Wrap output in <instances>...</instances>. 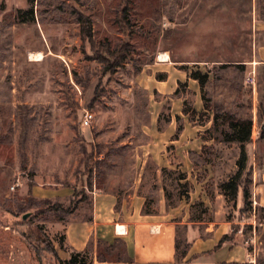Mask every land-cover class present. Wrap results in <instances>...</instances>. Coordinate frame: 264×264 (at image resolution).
Wrapping results in <instances>:
<instances>
[{
    "label": "rangeland",
    "instance_id": "1",
    "mask_svg": "<svg viewBox=\"0 0 264 264\" xmlns=\"http://www.w3.org/2000/svg\"><path fill=\"white\" fill-rule=\"evenodd\" d=\"M262 43L264 0H0V264H58L56 227L95 184L107 191L117 176L127 190L141 168L144 213L159 210L158 191L174 219L221 211L228 239L239 231L252 264H264ZM118 47L116 65L106 50ZM225 115L252 124L245 212L220 189L240 153ZM35 187L70 189V202L37 199ZM84 258L129 264L119 239Z\"/></svg>",
    "mask_w": 264,
    "mask_h": 264
},
{
    "label": "crops",
    "instance_id": "2",
    "mask_svg": "<svg viewBox=\"0 0 264 264\" xmlns=\"http://www.w3.org/2000/svg\"><path fill=\"white\" fill-rule=\"evenodd\" d=\"M256 50L260 63L264 65V43L259 44ZM254 62V65L257 64ZM141 174L138 180L129 183L127 190L120 188L117 176L111 178L113 180H110L111 186H107V191H100L96 184L91 188L88 201L80 202L66 216L64 224L56 227L62 231V247L59 244L57 252L61 261L68 260L70 253L95 254L99 245L109 246L119 239L129 264L253 263V255L247 249L246 241L240 240L239 231L232 238L223 240L233 233V222L221 217L224 216L221 211L211 210L214 214L210 220H196L190 218L187 209L185 216L174 219L176 216L170 215L176 209L164 206V194L158 191L162 204L159 210L144 213ZM115 177L118 178L115 181L117 186ZM79 185L78 181L77 188ZM263 193L255 195V198L263 199ZM33 195L37 199H49L63 205L68 204L71 197L70 189L52 192L51 189L37 187L33 189ZM194 197L203 199L200 192H196ZM257 203L264 207L260 201ZM237 207L239 211L243 207L241 194L237 198ZM181 238L185 245L179 250L178 240Z\"/></svg>",
    "mask_w": 264,
    "mask_h": 264
},
{
    "label": "trees",
    "instance_id": "3",
    "mask_svg": "<svg viewBox=\"0 0 264 264\" xmlns=\"http://www.w3.org/2000/svg\"><path fill=\"white\" fill-rule=\"evenodd\" d=\"M78 19L81 25L80 28L81 36L92 42V28L90 26V23L87 20L86 21L83 20L82 16H79ZM106 53L111 56V59H113L116 65H119L122 62L121 60L124 59L123 57H121L119 47L115 49L114 52H110L106 50ZM105 65H106L105 67L109 71L112 70L108 62ZM193 77L195 78V80H198L201 85L204 84L206 79V77L201 76L200 73H194ZM224 120L229 124V126L234 131L232 141H237L238 143H240V153L237 161L236 173L227 182L221 184L220 189L223 195L227 197V199L234 202L237 200L238 195L241 194L243 198V207L240 209V212H245L247 210H250L251 207L250 194L248 188L251 183V180L245 179L242 181L241 178L246 169L247 153L245 149V144L250 141L252 124L251 121L232 120V118L229 115H225ZM226 239H228V236H225L223 238V240ZM36 241L38 242V239ZM60 246L62 247L61 242H60ZM84 255L85 254L82 253H70L68 260L61 261L57 257L56 260L58 264H83L85 259Z\"/></svg>",
    "mask_w": 264,
    "mask_h": 264
},
{
    "label": "built area",
    "instance_id": "4",
    "mask_svg": "<svg viewBox=\"0 0 264 264\" xmlns=\"http://www.w3.org/2000/svg\"><path fill=\"white\" fill-rule=\"evenodd\" d=\"M253 81H254V77L253 76H248L247 82L252 84ZM91 120H92V114L87 112V111L84 112L83 125L84 126H88L90 124Z\"/></svg>",
    "mask_w": 264,
    "mask_h": 264
},
{
    "label": "bare ground",
    "instance_id": "5",
    "mask_svg": "<svg viewBox=\"0 0 264 264\" xmlns=\"http://www.w3.org/2000/svg\"><path fill=\"white\" fill-rule=\"evenodd\" d=\"M29 57H30V59L38 60L41 58V54L40 53L30 54ZM158 58L162 61H166L168 57H167V55L162 54V55H159Z\"/></svg>",
    "mask_w": 264,
    "mask_h": 264
}]
</instances>
